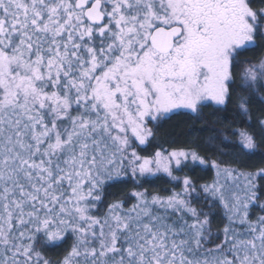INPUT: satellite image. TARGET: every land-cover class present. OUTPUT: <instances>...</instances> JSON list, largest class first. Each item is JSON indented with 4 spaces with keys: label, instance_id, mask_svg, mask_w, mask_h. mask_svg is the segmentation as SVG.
Masks as SVG:
<instances>
[{
    "label": "snow or ice",
    "instance_id": "1",
    "mask_svg": "<svg viewBox=\"0 0 264 264\" xmlns=\"http://www.w3.org/2000/svg\"><path fill=\"white\" fill-rule=\"evenodd\" d=\"M262 46L255 0H0V264H264V115L212 156L160 137L251 121Z\"/></svg>",
    "mask_w": 264,
    "mask_h": 264
},
{
    "label": "trees",
    "instance_id": "2",
    "mask_svg": "<svg viewBox=\"0 0 264 264\" xmlns=\"http://www.w3.org/2000/svg\"><path fill=\"white\" fill-rule=\"evenodd\" d=\"M257 6L264 4V0H258ZM264 57V46L257 48L255 52L248 54L242 59L250 60L253 63L259 62L260 58ZM243 66L238 71H242ZM242 94V93H241ZM251 121L247 117L238 113V108L234 102L227 106V111H222L217 114H213L211 110L205 113L202 121H192L187 119H178L166 124L160 130V137L164 141V146L168 147V143L175 139L177 143L192 144L198 148L207 147L210 151L207 155L212 156V150L216 152L228 151L226 145H230L234 141V137L231 136V132L234 128L247 126L249 122L255 123L256 118L264 115V102H261L259 98L251 104ZM218 138V139H216ZM227 138V139H225ZM218 140H224V144H219ZM264 154V147L258 150ZM202 154H204L202 152ZM221 159L227 160L228 157H221ZM242 163L246 164L249 168H255L264 166V159L261 155H257L251 160H244ZM202 166L197 167L195 172L189 171V175L198 180L199 183L210 181L214 175L213 170L210 168L201 170ZM151 188H159L163 190H171V186L168 182V178L165 176L162 180L156 184L150 186ZM178 190V189H177ZM207 211V209H205ZM218 217L219 211L215 213ZM214 223H219L215 221ZM215 231V227L213 229ZM53 259L57 258V253H50Z\"/></svg>",
    "mask_w": 264,
    "mask_h": 264
},
{
    "label": "flooded vegetation",
    "instance_id": "3",
    "mask_svg": "<svg viewBox=\"0 0 264 264\" xmlns=\"http://www.w3.org/2000/svg\"><path fill=\"white\" fill-rule=\"evenodd\" d=\"M255 2L257 3V2H258V0H255Z\"/></svg>",
    "mask_w": 264,
    "mask_h": 264
},
{
    "label": "rangeland",
    "instance_id": "4",
    "mask_svg": "<svg viewBox=\"0 0 264 264\" xmlns=\"http://www.w3.org/2000/svg\"><path fill=\"white\" fill-rule=\"evenodd\" d=\"M258 63V62H257ZM242 70H243V68H242Z\"/></svg>",
    "mask_w": 264,
    "mask_h": 264
}]
</instances>
